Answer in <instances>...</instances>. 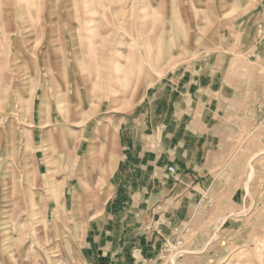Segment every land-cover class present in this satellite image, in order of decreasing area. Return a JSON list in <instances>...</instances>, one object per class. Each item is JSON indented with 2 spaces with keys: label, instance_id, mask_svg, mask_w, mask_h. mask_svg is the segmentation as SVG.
Returning <instances> with one entry per match:
<instances>
[{
  "label": "rangeland",
  "instance_id": "374dc122",
  "mask_svg": "<svg viewBox=\"0 0 264 264\" xmlns=\"http://www.w3.org/2000/svg\"><path fill=\"white\" fill-rule=\"evenodd\" d=\"M0 264H264V0H0Z\"/></svg>",
  "mask_w": 264,
  "mask_h": 264
},
{
  "label": "crops",
  "instance_id": "0c3cea01",
  "mask_svg": "<svg viewBox=\"0 0 264 264\" xmlns=\"http://www.w3.org/2000/svg\"><path fill=\"white\" fill-rule=\"evenodd\" d=\"M238 124V123H237ZM238 127V126H237ZM208 132V131H207ZM209 133V132H208ZM224 131L222 132H219V135H218V138L221 139L223 137V140H220L222 142V145L223 147H228V154H227V159L225 160H219V161H216V162H210L211 164V169L213 170H217L219 171L218 173H224L226 170V168H229V166H235L236 163L235 161H240V156L239 155H232L230 153V150L232 149L231 147V141H233L232 139L228 138V139H225V134H223ZM224 135V136H223ZM232 133H230L229 136H231ZM234 139V138H233ZM219 141V140H218ZM211 150V149H210ZM209 149H207V153H208ZM214 152V155H215V148L213 147L211 153ZM209 154V153H208ZM230 154V155H229ZM206 160V161H205ZM225 164V165H224ZM187 171H193V172H201L206 168H208V162H207V158H205L203 156V159H201L200 162H194V163H187ZM226 173V172H225ZM231 175V174H230ZM220 190H222V188L224 187L223 185L220 186ZM217 191V190H216ZM233 209H235V207H233ZM189 216V215H188Z\"/></svg>",
  "mask_w": 264,
  "mask_h": 264
},
{
  "label": "built area",
  "instance_id": "2783aa9c",
  "mask_svg": "<svg viewBox=\"0 0 264 264\" xmlns=\"http://www.w3.org/2000/svg\"><path fill=\"white\" fill-rule=\"evenodd\" d=\"M169 170L172 171L173 170V167H170Z\"/></svg>",
  "mask_w": 264,
  "mask_h": 264
}]
</instances>
